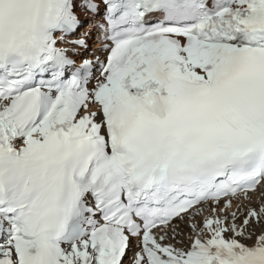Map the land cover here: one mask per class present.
Segmentation results:
<instances>
[{"label": "snow or ice", "instance_id": "1", "mask_svg": "<svg viewBox=\"0 0 264 264\" xmlns=\"http://www.w3.org/2000/svg\"><path fill=\"white\" fill-rule=\"evenodd\" d=\"M0 264H264V0H0Z\"/></svg>", "mask_w": 264, "mask_h": 264}, {"label": "bare ground", "instance_id": "2", "mask_svg": "<svg viewBox=\"0 0 264 264\" xmlns=\"http://www.w3.org/2000/svg\"><path fill=\"white\" fill-rule=\"evenodd\" d=\"M92 39L93 41H91ZM90 41L91 47L89 51L85 53V55L91 57L93 55V51L95 50V55L100 56V58L102 59L103 52L97 50L99 48V40L97 39V36H92Z\"/></svg>", "mask_w": 264, "mask_h": 264}, {"label": "rangeland", "instance_id": "3", "mask_svg": "<svg viewBox=\"0 0 264 264\" xmlns=\"http://www.w3.org/2000/svg\"><path fill=\"white\" fill-rule=\"evenodd\" d=\"M91 41H93V39Z\"/></svg>", "mask_w": 264, "mask_h": 264}]
</instances>
